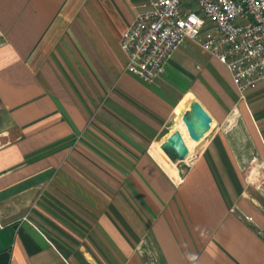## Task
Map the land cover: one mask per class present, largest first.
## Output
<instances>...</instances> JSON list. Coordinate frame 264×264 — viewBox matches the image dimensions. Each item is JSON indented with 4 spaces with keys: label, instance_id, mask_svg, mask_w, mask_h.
I'll list each match as a JSON object with an SVG mask.
<instances>
[{
    "label": "crops",
    "instance_id": "1",
    "mask_svg": "<svg viewBox=\"0 0 264 264\" xmlns=\"http://www.w3.org/2000/svg\"><path fill=\"white\" fill-rule=\"evenodd\" d=\"M136 2L0 0V264H264V82L179 177L159 145L184 97L245 108L223 63L126 71Z\"/></svg>",
    "mask_w": 264,
    "mask_h": 264
},
{
    "label": "built area",
    "instance_id": "2",
    "mask_svg": "<svg viewBox=\"0 0 264 264\" xmlns=\"http://www.w3.org/2000/svg\"><path fill=\"white\" fill-rule=\"evenodd\" d=\"M187 40L226 66L240 95L264 81V0H137L119 38L125 70L153 82Z\"/></svg>",
    "mask_w": 264,
    "mask_h": 264
},
{
    "label": "rangeland",
    "instance_id": "3",
    "mask_svg": "<svg viewBox=\"0 0 264 264\" xmlns=\"http://www.w3.org/2000/svg\"><path fill=\"white\" fill-rule=\"evenodd\" d=\"M192 42L187 41V42H185V44L183 43L184 45H182L181 47L180 46L178 47L179 51L170 57L171 62L169 63V68L167 69V74H170V75L171 74H183L182 73L183 70H181V67H185L187 65H188V67L192 66V65H190L191 64L190 63V61H191L190 57H194L196 59H203V61H206V63L208 62L209 66L212 69H214L218 74H221L222 76L225 77L226 74L224 72V65L214 55H212V54H210L204 50H201L200 47L197 45V43H195V42L192 43ZM188 67H186L187 70H188ZM263 82L264 81L258 83L257 85H255L251 88H255ZM254 98H252V99H254L253 102H256V104H260L261 105L260 107L264 109V96H261V98L260 97L258 98V96L256 95V96H254ZM193 100H198V99L192 95H190V96L186 95L184 97L183 101L176 106L175 112L172 116L171 123H170L171 129H175L176 128L175 124L177 123L178 128L179 127L183 128V131L188 135L186 126H185L184 122L182 121L181 116H182V114H184L185 111L190 109V105H191V102ZM237 100H239V103L244 104V108H245V111L243 112L244 114L241 113L239 108L238 109L235 108L236 110L231 109L228 112L227 116L223 120H220L217 118H215V119L212 118L210 129L205 132L204 136L200 139V141H198L197 143H195L192 146L191 151L188 153V157L184 158L183 160L173 162L174 163L173 167L176 169L177 175L179 177H181L183 175V173L186 172V170L190 167V165L195 160V158L206 148L207 143H208L212 134L220 133V131H223V130L225 131L227 129L230 130L231 127L229 124L231 121L234 122L233 124H235V123H237L238 120L242 119L243 117L247 118V119H252V117H251L252 115L250 114V109H252L253 107L250 106V103L248 101L249 98H247L246 93H244L243 95H240L238 93ZM253 104H255V103H253ZM254 118L257 119V116L255 115ZM239 133H240V135H243V132L240 131ZM243 141H245V139H243ZM252 150L255 151L254 147L252 148ZM261 162H262L261 159L260 160H254L253 161L254 167L257 168L258 167L257 165L260 164ZM262 179H264V177H262Z\"/></svg>",
    "mask_w": 264,
    "mask_h": 264
},
{
    "label": "water",
    "instance_id": "4",
    "mask_svg": "<svg viewBox=\"0 0 264 264\" xmlns=\"http://www.w3.org/2000/svg\"><path fill=\"white\" fill-rule=\"evenodd\" d=\"M188 135L198 142L210 129L212 117L198 100H193L190 109L181 116ZM163 153L172 161H180L187 157L188 148L179 129L172 130L159 145Z\"/></svg>",
    "mask_w": 264,
    "mask_h": 264
},
{
    "label": "clouds",
    "instance_id": "5",
    "mask_svg": "<svg viewBox=\"0 0 264 264\" xmlns=\"http://www.w3.org/2000/svg\"><path fill=\"white\" fill-rule=\"evenodd\" d=\"M189 259L190 260H195L196 258H195V256H189Z\"/></svg>",
    "mask_w": 264,
    "mask_h": 264
},
{
    "label": "bare ground",
    "instance_id": "6",
    "mask_svg": "<svg viewBox=\"0 0 264 264\" xmlns=\"http://www.w3.org/2000/svg\"><path fill=\"white\" fill-rule=\"evenodd\" d=\"M188 153H189V151H188ZM187 157H188V155H187ZM187 157H186V158H187ZM172 163H173V162H172ZM173 164H174V163H173Z\"/></svg>",
    "mask_w": 264,
    "mask_h": 264
}]
</instances>
